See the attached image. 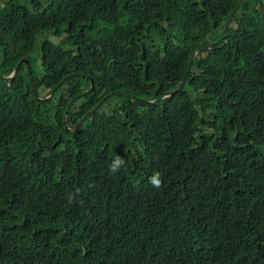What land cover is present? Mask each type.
I'll use <instances>...</instances> for the list:
<instances>
[{
    "label": "trees",
    "instance_id": "trees-1",
    "mask_svg": "<svg viewBox=\"0 0 264 264\" xmlns=\"http://www.w3.org/2000/svg\"><path fill=\"white\" fill-rule=\"evenodd\" d=\"M42 33L62 36L31 68L55 94L25 66L0 82V264H264L258 0H0V77ZM114 92L162 98L112 96L66 130Z\"/></svg>",
    "mask_w": 264,
    "mask_h": 264
},
{
    "label": "water",
    "instance_id": "water-1",
    "mask_svg": "<svg viewBox=\"0 0 264 264\" xmlns=\"http://www.w3.org/2000/svg\"><path fill=\"white\" fill-rule=\"evenodd\" d=\"M241 1H242V0H239V3H240ZM258 7H259V9H260V13H261V16H262V20H263V22H264V8H263L262 0H258ZM237 9H238V6H236V7L233 9V11L230 13V17H229V19H228V21H227V24H226V26H225V29H224V31H223V34H222L221 38H220L218 41H216V42H212V43H210L208 46L204 47L203 49L198 50V51L195 53V55L192 57V60H191L190 65H189V67H188V69H187V71H186V74H184V77H183L181 83L179 84V86H178L174 91L169 92V93H167V94L164 95V96H169V95H171V94H173V93H175V92H178V91H181V90H182L184 84H186V82H187L188 75H189V72H190V70H191L192 63H193V61H194V59H195L196 56H200V55L206 54V53H207L209 50H211L214 46H216V45H221V44L223 43L224 39L226 38V36H227V34H228V32H229V30H230V28H231V23H232V20H233V18H234V16H235V13L237 12ZM1 43H2V42H1V40H0V46H1ZM23 66H25L26 69H27V73H28V77H29V82H30V85H31L32 90H33V92H34V95H35V97H36V100H37L38 102H40V101H41V102H44V101L50 99V98L55 94L56 89L51 90V91L49 92V94H48L45 98H40L39 92H38V90H37V88H36L35 81H34V78H33V73H32L31 64H30V60H29V59H25V60L22 61L18 66H16L15 69L13 70V72L11 73L10 76H8V77H0V82H10V81H12V80L15 78L16 74H18V72H19V70L21 69V67H23ZM69 80H70V77H69V78H66V79L63 81V83H65V82H67V81H69ZM93 88H94V83H93V81L91 80L89 89H87V90H86L85 92H83L82 94H83V95H86V94L92 92V91H93ZM112 96H125V97L131 98V99H133V100H140V101H147V102H154V103H156L157 101H159V100L162 98V97H161V98H158V99H156V100H144V99L138 98V97H136V96H133V95H131V94H127V93H124V92H114L113 94L106 96L102 101H99V102L97 103V105H95V106H94V107H93L88 113H86V114L82 117V119H80V120H79L74 126H69V123H68V113H67L68 111H67V112H66V115H65V125H66V130H68V131H70V132H73V131L77 130L80 126H82V125L87 121L88 118L91 117L92 113H94L96 110H98V108H99L100 106H102V105L107 101V99L110 98V97H112ZM68 110H69V109H68Z\"/></svg>",
    "mask_w": 264,
    "mask_h": 264
},
{
    "label": "rangeland",
    "instance_id": "rangeland-1",
    "mask_svg": "<svg viewBox=\"0 0 264 264\" xmlns=\"http://www.w3.org/2000/svg\"><path fill=\"white\" fill-rule=\"evenodd\" d=\"M6 1H8V0H2V2H6ZM18 1L20 3H22V4L32 5L34 0H18ZM40 1L43 3V5L45 7L48 0H40ZM61 37L62 36H60V37H54L52 35V33H42L38 37L37 42H36V45H35V48H34V51H33V54H32V64H31V68L33 69V73H34V75L36 77L42 78L43 75H44L43 68H42V65H41V50H42L43 39L44 38H47L50 42H52L54 44H57V43H59ZM158 41H159V36L158 35H154L153 36L152 43L153 44L155 43V45H156V43ZM46 95H47V93L42 92L40 94V97H44ZM117 101H118V98L117 97H114L112 99L111 103L113 102V103L116 104ZM105 109L109 111V110H111V106L107 105Z\"/></svg>",
    "mask_w": 264,
    "mask_h": 264
},
{
    "label": "clouds",
    "instance_id": "clouds-1",
    "mask_svg": "<svg viewBox=\"0 0 264 264\" xmlns=\"http://www.w3.org/2000/svg\"><path fill=\"white\" fill-rule=\"evenodd\" d=\"M263 3V2H262ZM259 8V7H258ZM264 8V7H263ZM234 19V18H233ZM233 21V20H232ZM227 24V23H226ZM226 26V25H225ZM225 29V28H224ZM224 31V30H223ZM223 34V32H222ZM228 35V34H227ZM222 36V35H221ZM227 37V36H226ZM221 38V37H220ZM225 40V39H224ZM218 41V40H217ZM216 42V41H214ZM212 43V42H211ZM210 44V43H209ZM208 44V45H209ZM207 45V46H208ZM217 46V45H216ZM206 47V46H205ZM203 49V48H202ZM200 50V49H199ZM198 51V50H197ZM196 51V52H197ZM210 51V50H209ZM195 52V53H196ZM208 53V52H207ZM195 55V54H194ZM204 55V54H203ZM197 57V56H196ZM195 57V59H196ZM194 59V60H195ZM190 65V64H189ZM189 67V66H188ZM192 67V66H191ZM89 89V88H88ZM126 167V161L123 157H121L120 155H117L113 161L109 164L108 168H109V172L112 175H115L117 173H119L123 168ZM149 183L155 187V188H161L163 186V181L161 179V173L159 171L154 172V174L149 178ZM77 192H79V189H77ZM74 199L73 196H69V202H72V200Z\"/></svg>",
    "mask_w": 264,
    "mask_h": 264
}]
</instances>
